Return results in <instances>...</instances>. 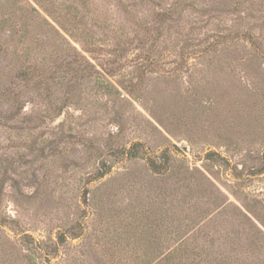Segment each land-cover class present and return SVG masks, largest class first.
Returning a JSON list of instances; mask_svg holds the SVG:
<instances>
[{"label":"rangeland","instance_id":"rangeland-1","mask_svg":"<svg viewBox=\"0 0 264 264\" xmlns=\"http://www.w3.org/2000/svg\"><path fill=\"white\" fill-rule=\"evenodd\" d=\"M0 20V264H213L264 222V0Z\"/></svg>","mask_w":264,"mask_h":264},{"label":"trees","instance_id":"trees-1","mask_svg":"<svg viewBox=\"0 0 264 264\" xmlns=\"http://www.w3.org/2000/svg\"><path fill=\"white\" fill-rule=\"evenodd\" d=\"M4 21L0 20V23ZM239 212L243 215L244 221L250 223L251 226L244 222L245 225L253 229V233L248 234V232L244 231V235L243 233L240 235L237 232L233 235L234 240L229 237V243L226 248L208 252L207 256L211 255L210 261L213 264H256L253 259L257 260V264H264V231L261 227V225L264 227V222L255 215H253L254 219H256L254 220L253 217H250L247 212L241 209H239ZM256 233L257 236L255 235ZM223 242L225 241L219 243ZM226 244H223V247ZM204 256H206V253Z\"/></svg>","mask_w":264,"mask_h":264}]
</instances>
